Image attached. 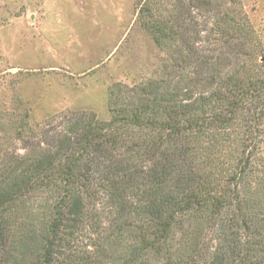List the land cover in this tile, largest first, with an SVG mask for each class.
<instances>
[{
  "label": "trees",
  "instance_id": "trees-1",
  "mask_svg": "<svg viewBox=\"0 0 264 264\" xmlns=\"http://www.w3.org/2000/svg\"><path fill=\"white\" fill-rule=\"evenodd\" d=\"M140 1L166 55L156 75L112 86L107 120L19 119L0 264H264L257 34L239 0Z\"/></svg>",
  "mask_w": 264,
  "mask_h": 264
},
{
  "label": "rangeland",
  "instance_id": "rangeland-1",
  "mask_svg": "<svg viewBox=\"0 0 264 264\" xmlns=\"http://www.w3.org/2000/svg\"><path fill=\"white\" fill-rule=\"evenodd\" d=\"M239 1L264 52V0ZM140 2L0 0V160L24 153L19 119L92 111L107 120L112 86L156 75L166 55L141 24Z\"/></svg>",
  "mask_w": 264,
  "mask_h": 264
}]
</instances>
